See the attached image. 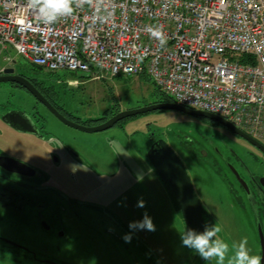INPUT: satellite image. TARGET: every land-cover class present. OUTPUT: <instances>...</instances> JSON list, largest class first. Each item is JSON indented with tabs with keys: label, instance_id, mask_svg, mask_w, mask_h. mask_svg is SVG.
I'll return each mask as SVG.
<instances>
[{
	"label": "flooded vegetation",
	"instance_id": "flooded-vegetation-1",
	"mask_svg": "<svg viewBox=\"0 0 264 264\" xmlns=\"http://www.w3.org/2000/svg\"><path fill=\"white\" fill-rule=\"evenodd\" d=\"M8 67L15 70L13 74H8V77L27 80L41 97L34 95L17 81L0 83V94L5 98L0 102V121L5 123L7 128L20 133L22 137L31 136L39 141H46L53 134L48 127L51 120L66 125L54 114L52 108L67 120L86 127L101 125L123 111L120 104H117L109 108L107 113L104 111L105 113L97 119L81 120L66 108L62 95H71L70 97L74 98L73 91L84 87V84L91 80L87 75L77 77L76 74H67L65 77H59L57 74L49 73L44 78L38 72L27 74L21 71L15 63ZM114 79L124 78L120 76ZM91 100L93 101V98ZM83 102L84 99L81 100V104H84ZM156 103L164 102L156 99L152 104ZM142 107L145 106L128 107L124 111ZM149 113L121 120L110 129L118 127L124 133L126 126ZM6 115L15 117L21 128L29 127L32 132L18 130L4 120ZM143 124L146 133L141 132V135L144 139V151L148 154L150 148L162 139L156 136L150 121H144ZM215 124L231 133L232 138L229 136L222 140L227 148V154L232 155L231 160L223 158L222 151L214 142L207 143L212 153L201 146L196 148L187 146L186 153L188 156L192 155L190 158L195 157L197 160L212 156L222 159L228 171L232 194L235 199L236 197L240 199L238 192L242 193L243 205L241 202L238 203L248 207L252 213L249 214V224L254 225L260 255L263 256L261 234L264 237V153L250 140L216 121ZM139 133L134 131L126 137L131 141L133 136ZM61 141L72 142L73 146L68 145L70 150L66 155L67 172L61 176L62 178L56 175L54 183L49 179L47 168L41 164L42 159L32 157L23 142L20 146L10 148L0 143V256H16L17 258L10 259L15 264H171L166 248H162L165 255L159 250L157 252L143 237L144 232L138 228H130L129 225L133 221H129L115 208V205L123 203L122 198L128 194L130 198L132 195L131 203H136L134 190L141 191L144 196L151 193V186L148 183L139 189H132L136 174L126 149L129 141L122 142L121 145L119 142L117 147L113 146L111 141H98L95 146L91 143L86 145L72 136L65 140L61 138ZM122 145L125 147H121ZM107 146L113 151L119 150L112 152L111 163L103 162L99 156L103 148L109 149ZM259 155L261 161H258ZM51 158L54 164L60 163L58 156L53 154ZM49 161L46 159V162ZM122 167L128 172L124 182L122 173L118 171ZM107 175L110 176V183L103 185L106 193L101 190L100 185L91 187L90 183H84L86 179L88 182L91 179L93 182L104 184ZM165 186L172 207L182 217L181 223L185 231L186 223L179 204L171 188L166 183ZM200 201L204 208L205 223L209 226L205 204ZM144 208L142 212L148 215L152 209L151 205L146 204ZM131 217L135 219L132 215ZM126 236L131 237L130 241L125 240ZM178 244L180 255L181 252L188 253L196 264L197 262L211 264L204 261L195 251L183 250L184 245L180 242ZM180 255H176L178 262Z\"/></svg>",
	"mask_w": 264,
	"mask_h": 264
},
{
	"label": "built area",
	"instance_id": "built-area-1",
	"mask_svg": "<svg viewBox=\"0 0 264 264\" xmlns=\"http://www.w3.org/2000/svg\"><path fill=\"white\" fill-rule=\"evenodd\" d=\"M25 5L0 0V53L98 80L145 76L264 145V0H108L103 20L86 5L52 25Z\"/></svg>",
	"mask_w": 264,
	"mask_h": 264
},
{
	"label": "rangeland",
	"instance_id": "rangeland-1",
	"mask_svg": "<svg viewBox=\"0 0 264 264\" xmlns=\"http://www.w3.org/2000/svg\"><path fill=\"white\" fill-rule=\"evenodd\" d=\"M9 57L10 62H14L16 66L27 74L36 73V67L23 55L17 54L13 49L0 53V68H5L9 63L5 62V58ZM41 77H46L49 75V71L46 69H41ZM1 74V72H0ZM57 74L59 77H65L67 74L70 75L68 71H59ZM77 77L83 76V73L79 72L76 74ZM90 78V77H89ZM124 79H94L91 78L84 87L78 90H74V98L71 95H62L63 103L66 108L70 110L71 114L80 117L81 120L97 119L101 114L109 111L114 105L120 104V107L124 111L128 107H140L150 105L156 101L157 91L151 83L150 80L144 77H123ZM60 88V87H59ZM58 88V89H59ZM61 91V88L59 89ZM62 94V92H61ZM93 98V101L91 100ZM84 99V104H81V100ZM2 94H0V102H3ZM92 101V103H91ZM150 121L152 123V129L156 132V136L160 137L162 140L167 142L174 152L179 156V158L184 163L188 174L192 180L194 190L200 200L205 204V213L208 216L210 225L219 224L222 228L220 236L228 242H238L242 238H247L248 248L251 254H260V245L258 244L256 230L254 225L249 224V218L252 214L248 207L242 206L244 200V195L240 192V199H235L232 194V186L230 184V179L227 175V170L222 163V159L219 157L205 158L202 160H197V158H192L187 155V146H197L203 147L205 150L209 151L210 147L207 143L214 142L218 148L222 151L223 158L225 160H231V154H227V148L223 144L222 140L227 137H231V133L226 129L215 124V121L193 117L185 113L175 111V110H158L155 112H150L148 115L140 117L136 122L130 123L126 126L124 133L118 128L109 129L98 133H86L72 129L57 120H51L48 123L49 130L53 133L50 138L46 141H39L32 138L31 136L22 137V135L11 128H7L5 123L0 121V143H4L7 148L12 146H20L22 142L27 147V152L34 158H41V164L43 167L47 168L49 179L54 183L56 175L60 178L68 170V165L66 161L67 152L70 150L68 145L73 146L72 142L61 141L62 139H68L72 136L76 140L84 142L86 145L91 143V145L97 144L98 141H111L113 146H118L122 142L128 141L127 135L134 131L140 132L133 136L137 141H141V132L146 133L143 122ZM61 137V138H58ZM115 140V141H113ZM234 140V139H233ZM141 149V148H140ZM119 151V150H115ZM143 150H141L142 152ZM144 152V151H143ZM187 152V153H186ZM144 153L147 152L145 151ZM56 155L59 157L60 163L54 164L51 161V156ZM261 161V156L258 157ZM49 159V162H46ZM215 159V160H214ZM264 161V160H263ZM150 164V162H148ZM216 164V165H214ZM250 164L254 167L252 162ZM153 168V167H152ZM154 169V168H153ZM88 173V171L86 170ZM85 173V175H87ZM87 180V179H86ZM243 198V199H242ZM238 202H241L238 203ZM159 208V213L161 217L165 218L167 215L163 213V208ZM176 214L173 211L171 215V223L182 221V217L178 212ZM165 222V219H164ZM164 223L165 233H154V236L150 232L144 233V238L154 247L157 252H161L165 255L163 248V239L168 235H173L175 238L166 239L167 245L171 241H178L181 244V226L173 227ZM248 223V225H247ZM249 226L250 228H247ZM139 231H141L138 228ZM167 247V246H166ZM191 250L184 246V249ZM159 250V251H158ZM178 244L175 243L171 246L168 251V256L171 264H196L194 260L184 253L180 255V260L176 259V254L180 252L178 250ZM17 258L16 256H0L1 264H15L11 262L10 259ZM197 264H201L197 262ZM203 264H207L204 262ZM211 264H215L212 261Z\"/></svg>",
	"mask_w": 264,
	"mask_h": 264
},
{
	"label": "water",
	"instance_id": "water-1",
	"mask_svg": "<svg viewBox=\"0 0 264 264\" xmlns=\"http://www.w3.org/2000/svg\"><path fill=\"white\" fill-rule=\"evenodd\" d=\"M14 71L15 70L13 68L4 69L2 72L4 75H0V83H4L8 81H17L20 84L24 85L34 95L40 97L36 89L27 80L25 79L22 80V78H14V77L7 76L8 74H13ZM41 100L48 107H50L49 104L45 102L44 99H41ZM157 110H175V111H179V112L185 113L193 117H200V118H205V119H209L212 121H216L228 127L229 129L234 131V133H236L237 135L247 140H250L264 153V145L256 142L248 134L241 131L239 128L234 126L232 123H230L225 118L212 114V113L205 112V111L193 110V109L178 105L174 102L156 103V104H152V105L145 106L142 108L122 111L116 114L113 118L109 119L107 122L101 125L95 126V127H86V126H82L77 123H74L72 121H69L63 116H61L60 114H58V112H56L52 108V111L54 112V114L63 123H65L66 125L74 129H78L86 133L103 132V131H106L112 128L116 123H118L121 120H124L129 117H134L137 115L157 111ZM4 120H6L8 123H10L12 126L17 128L18 130H22L24 132H32L31 129H29V127L21 128V125L15 121V117L13 116L11 117L9 115H6ZM147 157H148L150 164L152 165V167L158 174V176L173 191L174 196L181 209L182 215L184 217V220L186 223V230L188 228H191V229H195L197 232L203 231L204 227L206 226V223L203 217L204 208L194 190L192 180L188 174V171L184 163L182 162V160L179 158V156L174 152V150L170 147L168 143H166L164 140H159L150 148L147 154ZM2 159H7V158H2ZM261 237H262V247H263L262 257H264V237L262 234H261ZM262 264H264V260H262Z\"/></svg>",
	"mask_w": 264,
	"mask_h": 264
},
{
	"label": "clouds",
	"instance_id": "clouds-1",
	"mask_svg": "<svg viewBox=\"0 0 264 264\" xmlns=\"http://www.w3.org/2000/svg\"><path fill=\"white\" fill-rule=\"evenodd\" d=\"M108 0H26V9L33 12L37 19L46 25L57 23L63 18L72 16L77 9L89 6L96 10L97 17L103 20L102 12L107 11ZM152 34L163 44L165 37L162 29H152ZM144 202H138L143 207ZM130 228L155 231L152 219L145 214L142 221L133 222ZM222 228L219 224L205 226L203 231L197 232L188 228L181 232L182 243L185 247L194 250L204 261H215V264H262L260 254H251L247 238L238 242H228L220 236ZM126 236L125 240L130 241Z\"/></svg>",
	"mask_w": 264,
	"mask_h": 264
},
{
	"label": "crops",
	"instance_id": "crops-1",
	"mask_svg": "<svg viewBox=\"0 0 264 264\" xmlns=\"http://www.w3.org/2000/svg\"><path fill=\"white\" fill-rule=\"evenodd\" d=\"M5 62L9 63L10 58L6 57ZM11 64H14V62L9 63V65H11ZM8 66L7 67L5 66V68H3V69L0 68V72L2 73L4 69L9 68ZM52 73H58V72H52ZM70 74H75V73H70ZM121 77H123V76H121ZM137 137H139V136L137 135ZM134 138L131 141L128 140L130 144L126 146L127 153L131 157L132 166L134 167V172L136 174V179L133 181L132 189H139V188L143 187L146 183H148L151 186V193L144 196L141 194V191L134 190L135 196L137 197L135 199L136 203H131L132 195L130 198V194H128L122 198L123 203L121 205H118V206L115 205V208L123 216H125L129 221L139 222V221H142L144 216H145V214L142 212V208L145 210L144 207L146 204H149V206L151 205L152 209L150 210V212L147 216H149L152 219V222L155 225V231H148L146 229H140V230L144 233H146V231L150 232L151 235L154 236V233H156V234L165 233V231L163 229L164 223L167 222V225H169L171 223V215H172L173 211L176 214V218L179 219V217L177 216V213H176V210L174 209V207H172V201H171L170 196L168 194V189L165 186V182L162 181V179L158 176L156 171L152 168V165L148 163L149 162L148 157H147L146 153H144L145 152L144 151V139L141 137V141L139 143V141H137ZM121 147L124 148L125 146L122 145ZM108 148L109 149L103 148L101 153L99 154V156L101 157V160L103 162L111 163L112 157H113L112 152L114 153L115 151H113L110 147H108ZM141 150H143L144 152L143 151L141 152ZM118 171L120 173H122V182H124L125 178H126L125 176L128 172L126 171V169L124 167H122ZM109 179H110V176L107 175V179L103 182L104 184H100L101 182H93L91 179L89 182L86 180L84 183H90L91 187L94 185H100L101 190H103L106 193V188L104 186L108 185V183H110ZM129 198H130V203H128ZM108 200H109V198H108ZM140 201L144 202L143 207H138V202H140ZM108 203L109 202L107 201L106 205H108ZM158 207L163 208V213L165 212L164 214L167 215L165 218H163L164 216L161 217L160 215H158V213H159ZM131 215L135 219H132ZM164 219H165V222H164ZM171 225L173 227H176L179 225V227L181 226V228H180L181 232L184 231V227H183V224L181 223V220L178 222H174L173 224L171 223ZM169 238H173V237L171 235H168L166 238L163 239L164 240L163 241V247L166 248L167 253H168L171 246H174L176 242L178 244V241H171L170 244L167 245L166 239H169ZM178 250H179V248H178ZM176 255L179 256L180 252L177 253Z\"/></svg>",
	"mask_w": 264,
	"mask_h": 264
},
{
	"label": "trees",
	"instance_id": "trees-1",
	"mask_svg": "<svg viewBox=\"0 0 264 264\" xmlns=\"http://www.w3.org/2000/svg\"><path fill=\"white\" fill-rule=\"evenodd\" d=\"M42 67H36V71H38V73H42ZM50 73H52V72H50ZM144 78H147V77H145V76H143ZM148 80H150L149 78H147ZM151 83H152V81H151ZM153 84V83H152ZM153 86H154V84H153ZM155 87V86H154ZM155 90L157 91V94H156V99H158L159 101H162V102H173V99L170 97V96H168V95H166V94H164V93H161L158 89H156L155 88Z\"/></svg>",
	"mask_w": 264,
	"mask_h": 264
}]
</instances>
